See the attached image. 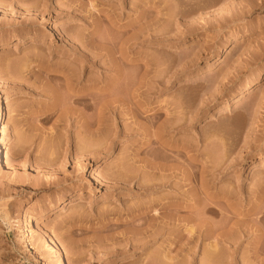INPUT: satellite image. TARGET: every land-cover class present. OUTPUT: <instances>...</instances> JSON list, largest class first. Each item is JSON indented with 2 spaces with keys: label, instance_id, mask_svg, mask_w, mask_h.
<instances>
[{
  "label": "rangeland",
  "instance_id": "374dc122",
  "mask_svg": "<svg viewBox=\"0 0 264 264\" xmlns=\"http://www.w3.org/2000/svg\"><path fill=\"white\" fill-rule=\"evenodd\" d=\"M0 43V264H264V0H0Z\"/></svg>",
  "mask_w": 264,
  "mask_h": 264
},
{
  "label": "bare ground",
  "instance_id": "6f19581e",
  "mask_svg": "<svg viewBox=\"0 0 264 264\" xmlns=\"http://www.w3.org/2000/svg\"><path fill=\"white\" fill-rule=\"evenodd\" d=\"M131 39H133V41L134 40H136L137 38H136V34H134V35H132V38ZM0 45H1V43H0ZM0 48H1V46H0ZM229 54V50H225L224 51V53H223V55L224 56H227ZM85 57V56H84ZM87 58L88 57H85L84 58V60H87ZM86 62V61H85ZM66 80V82H65V84H66V86H68V88H69V86L73 83V78L71 77V76H69V77H67V78H65ZM255 86V83L254 84H250V85H248L246 88H245V90H244V92L241 94V95H239V97H238V99H237V101H241V100H243V98H244V96L247 94V93H249V91L253 88ZM104 93H106L108 90L105 88V89H103L102 90ZM83 93H84V91L83 92H77V95H76V97L75 98H72V99H69V101L71 100V103H73V104H80L81 106H83L85 109H87V108H89V107H91V102L88 100V98L87 97H85V96H83ZM85 94V93H84ZM3 96H4V98H3ZM120 97L119 98H117V99H111V100H106V101H103V102H101L100 103V106L97 108V113H99L98 115H97V117H95V118H93L92 119V117H91V120L89 119V120H86V121H84L85 122V124L87 125V126H91V125H96L98 128L99 127H101V126H103L105 123H106V120H105V118L104 117H102L103 115V112H104V110L105 109H109L110 107H112L113 106V104H115V102H117V103H121L122 102V100L120 101ZM7 100H9V95H2L1 97H0V124L5 120V117H6V108H5V102L7 101ZM57 100V99H56ZM55 100V101H56ZM69 103L70 102H68V104H67V102L65 103L66 104V106H64V108L66 107V109L69 107L68 105H69ZM64 104V105H65ZM72 105V104H71ZM71 105H70V107H71ZM73 107V106H72ZM71 107V108H72ZM63 108V109H64ZM70 108V109H71ZM66 109H64V111L66 112ZM69 109V110H70ZM67 111H68V109H67ZM74 111V110H73ZM74 113V112H73ZM156 114V113H155ZM157 115V114H156ZM183 120V118L181 117H177V119L173 122V124H170L171 126H173V127H178L179 125H180V121H182ZM83 122V123H84ZM2 145H4V143L3 142H1L0 143V161H1V163L2 164H4L7 168H10L11 167V161H10V158L7 156V155H3V148L1 147ZM183 148L184 149H186V147L185 146H183ZM85 150H87V149H85ZM89 150V149H88ZM119 174V173H118ZM115 176H117V175H115ZM121 176V175H120ZM127 177V176H126ZM117 179H118V177H117ZM121 179H123V178H121ZM126 180V179H125ZM69 198V197H68ZM73 200V199H72ZM71 201V198L70 199H66V200H63L58 206L60 207V205L61 204H63L62 205V208H63V206H66L69 202ZM206 209V211H212V212H215V209H213L212 207H208V208H205ZM148 211V210H147ZM153 211V210H152ZM154 212L155 213H158V211H157V209H154ZM212 229V228H211ZM226 240V239H225ZM211 251H212V253L214 254L215 253V251H216V243L214 244H212V246H211ZM57 253H58V255L61 257L62 256V254H61V252L59 251V250H57ZM169 259V257L168 258H166V260H167V262L168 261H171V258H170V260H168ZM64 260H65V262L67 263V264H70L72 261H71V258L70 257H68V256H66V258H64ZM166 260H165V262H166ZM166 262V263H167Z\"/></svg>",
  "mask_w": 264,
  "mask_h": 264
}]
</instances>
